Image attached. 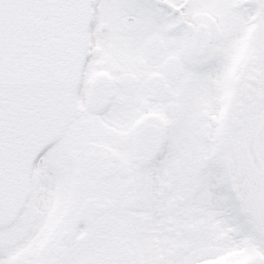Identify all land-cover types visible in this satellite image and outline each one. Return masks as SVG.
Returning <instances> with one entry per match:
<instances>
[{"label":"snow or ice","instance_id":"obj_1","mask_svg":"<svg viewBox=\"0 0 264 264\" xmlns=\"http://www.w3.org/2000/svg\"><path fill=\"white\" fill-rule=\"evenodd\" d=\"M0 264H264V0H0Z\"/></svg>","mask_w":264,"mask_h":264}]
</instances>
